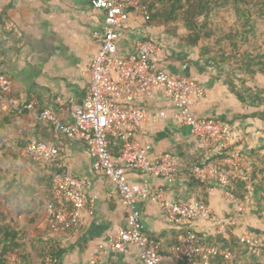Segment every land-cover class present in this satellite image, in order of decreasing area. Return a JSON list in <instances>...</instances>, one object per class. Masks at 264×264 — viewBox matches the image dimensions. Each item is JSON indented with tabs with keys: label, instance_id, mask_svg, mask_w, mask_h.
Instances as JSON below:
<instances>
[{
	"label": "crops",
	"instance_id": "1",
	"mask_svg": "<svg viewBox=\"0 0 264 264\" xmlns=\"http://www.w3.org/2000/svg\"><path fill=\"white\" fill-rule=\"evenodd\" d=\"M90 1L0 0V73L11 80L9 93L0 98V158L6 165H17L22 175L32 177L36 170L23 151L24 146L33 139L48 142L58 137L63 147L57 166L89 179L85 193L91 202L82 212L78 226L62 236L58 264H85L97 251L101 264H141L134 246L127 245L117 252L108 242L118 229L127 227L128 207L117 193L111 192L109 180L93 170L85 145L56 135L36 118L38 111L47 109L55 112L62 123H68L69 100L79 103L86 93L89 64L99 48L95 33L100 32L104 20L103 10L93 7ZM121 32L113 55L126 57L132 53L134 39L158 44L160 51L152 57L155 68L166 73L184 72L202 86V92L194 96V112L230 122L234 146L242 153L260 149L264 154V104H258L250 94H244V102L238 99L236 94L241 88L229 63L205 54L202 41L185 43L186 31L181 25L147 23L139 14L130 12ZM245 84L251 90L264 88V75H256ZM261 96L264 100V94ZM133 104L146 108L148 115L135 133L136 140L143 143L151 160L160 153L173 154L179 173L168 185L163 177L126 169L128 181L165 188L168 196L178 201L202 199L215 219L235 215L236 201L226 196L220 186H201L191 177L190 167L204 156L201 142L188 126L173 117L176 109L167 102L162 90L154 89ZM159 110H164L165 116H157ZM108 150L112 158L117 156L114 141ZM209 156L219 158L220 152L214 149ZM136 210L148 235L166 254L176 241L179 228L166 221L154 202L141 200ZM251 217L246 207L241 213L243 226ZM213 221L198 219L190 226L197 234H211L215 228ZM45 228L43 210L31 228L32 234ZM241 230L237 227L233 232L238 234Z\"/></svg>",
	"mask_w": 264,
	"mask_h": 264
},
{
	"label": "built area",
	"instance_id": "2",
	"mask_svg": "<svg viewBox=\"0 0 264 264\" xmlns=\"http://www.w3.org/2000/svg\"><path fill=\"white\" fill-rule=\"evenodd\" d=\"M152 0H91L93 7L103 10L104 20L100 32L95 33L99 48L89 64V78L86 93L79 103L69 100L68 123H62L55 112L47 109L36 113V118L53 124L55 134L81 141L91 158L95 172L105 176L111 184V192L117 193L122 203L128 207L127 227L120 228L108 242L113 250L120 252L127 245L137 251L141 264H210L215 255L222 257V264H231L232 255L227 248L220 249L214 244L202 243L191 223L198 219L214 220L215 233L227 236L237 227L241 243L254 254L259 253L260 240L241 222V213L247 203L238 200L226 187L229 178L247 181L243 170L248 166L241 151L234 146L233 125L219 118L201 117L193 110L194 96L202 92L197 80L183 73H166L155 68L152 57L160 46L154 42L134 39L133 52L126 57L113 55L122 26L130 12L146 18L147 4ZM161 89L167 102L176 111L173 117L180 124L189 127L197 136L203 149V159L190 167V175L204 186H220L226 196L236 201L235 215L215 219L212 209L203 201L188 198L178 201L170 198L167 189L131 183L126 169L145 176L163 177L172 184L179 173L175 156L169 152L160 153L151 160L143 143L138 142L135 133L147 118V110L133 102L148 97L154 89ZM11 80L0 73V98L9 93ZM32 109V105H29ZM157 116H165L159 110ZM154 116L153 117H157ZM111 141L117 145L118 154L112 158L108 147ZM62 141L30 140L23 151L35 163L43 165L59 156ZM220 152L219 158L210 157L212 150ZM89 184L86 176H79L68 170L56 174L51 182L52 200L44 205L46 224L55 232L61 229H75L82 212L91 206L85 190ZM249 187V182H247ZM157 204L166 221L176 225V244L162 254L155 241L148 235L140 220L136 204L141 201ZM1 259L13 264L19 260L13 252H7ZM51 256L44 258V264H58ZM77 264V263H73ZM85 264H101L100 252H95Z\"/></svg>",
	"mask_w": 264,
	"mask_h": 264
},
{
	"label": "trees",
	"instance_id": "3",
	"mask_svg": "<svg viewBox=\"0 0 264 264\" xmlns=\"http://www.w3.org/2000/svg\"><path fill=\"white\" fill-rule=\"evenodd\" d=\"M147 9L145 22L181 25L186 31L185 43L202 41L205 54L229 63L241 88L236 94L241 102L245 101L244 94H250L258 104H264L261 96L264 88L251 90L245 84L256 75H264V0H152ZM38 121L46 123L54 133L51 122ZM241 156L248 164L243 170L247 181L229 178L226 189L247 203L251 215L260 218L264 216V154L259 149L241 152ZM28 158L36 170L32 177L22 175L17 165H6L0 158V264H8L1 259L7 252L18 256L19 260L13 264H44L47 256L59 260L61 238L71 231L55 232L46 224L45 230L32 234L31 228L45 202L52 200V179L63 169L56 164L58 157L42 166ZM20 215L23 217L19 218ZM197 235L202 243L227 248L232 255L231 264H261L260 253L251 252L239 241L236 232L221 236L214 230L211 234ZM210 264H222V257L215 255Z\"/></svg>",
	"mask_w": 264,
	"mask_h": 264
},
{
	"label": "rangeland",
	"instance_id": "4",
	"mask_svg": "<svg viewBox=\"0 0 264 264\" xmlns=\"http://www.w3.org/2000/svg\"><path fill=\"white\" fill-rule=\"evenodd\" d=\"M251 216H252L251 219L248 220V222L245 224V227L247 230L251 232L253 231L256 232L257 237L260 240V244H261L259 248L260 256L258 257V261L259 263L264 264V216L260 218L253 215Z\"/></svg>",
	"mask_w": 264,
	"mask_h": 264
}]
</instances>
